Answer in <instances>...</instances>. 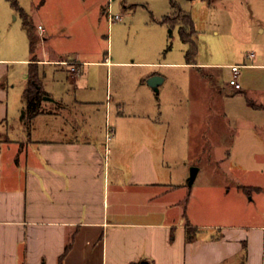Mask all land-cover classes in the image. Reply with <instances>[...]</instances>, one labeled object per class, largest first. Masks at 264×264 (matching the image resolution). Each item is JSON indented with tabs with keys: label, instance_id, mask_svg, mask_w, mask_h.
Wrapping results in <instances>:
<instances>
[{
	"label": "crops",
	"instance_id": "0c3cea01",
	"mask_svg": "<svg viewBox=\"0 0 264 264\" xmlns=\"http://www.w3.org/2000/svg\"><path fill=\"white\" fill-rule=\"evenodd\" d=\"M16 1L39 39L32 54L21 13L10 0H0V264H264V176L257 177L255 168L259 144L264 154L256 123L264 97L259 88L229 84L233 65L240 66L237 80L241 69L264 70L258 54L233 65L191 66L203 74L208 70L209 86L215 79L210 70L220 77L224 68V77L230 76L224 100L243 98L240 110L225 104L224 144L208 146L211 166L199 167L189 188L183 172L178 183H169L168 140L176 138L169 139L171 124L161 119L146 81L162 77L160 90L166 75L141 71L138 88L115 94L111 88H80L85 64L108 70L113 63L108 50L101 60L82 58L77 44L97 33L94 27L107 15L110 0H62V39L77 45L62 47V59L49 57L46 47L51 18L36 19L47 11V1ZM119 1L126 9V0ZM202 1L209 12L224 11V42L233 38L226 27L240 1ZM35 2L43 4L36 11ZM258 27L263 34L264 26ZM32 65L38 72L62 65V90H45L51 100L42 99L37 114L25 111L19 119ZM74 66L80 71L76 76ZM187 123L191 151L195 133ZM107 128L113 133L109 142ZM206 131L197 133L210 143V128ZM251 193L258 196L260 211L252 208ZM188 227L195 232L189 242Z\"/></svg>",
	"mask_w": 264,
	"mask_h": 264
},
{
	"label": "rangeland",
	"instance_id": "374dc122",
	"mask_svg": "<svg viewBox=\"0 0 264 264\" xmlns=\"http://www.w3.org/2000/svg\"><path fill=\"white\" fill-rule=\"evenodd\" d=\"M20 1L25 5L30 3V0ZM46 1L47 11L38 12L36 19L38 18L37 21L41 19L43 22L42 19L51 18L46 47L50 54L49 57L62 59V47H76L77 45H73L72 42L69 45L68 41L62 39V0ZM175 1L192 18L195 30L194 41L197 46L195 58L197 63H231L233 65L242 62L245 55L251 52L257 53L260 58L259 61L264 62V33L261 34L258 27L259 24L264 26V0L250 2L249 0H239L240 2L235 5V11L229 15L230 24L226 27V31L234 37L227 38L225 42L224 11L216 13L211 10L212 12H209L207 2L202 0ZM35 3L34 11L43 5L38 4V2ZM111 3L112 14H121L122 19L109 23L105 14L99 20V24L94 27L97 33L92 35L90 42L77 44L81 48L78 53L82 55V58L101 60L104 52L108 50L113 63L109 64L108 70L106 67H94L85 64L89 66H85L83 69L79 83L80 88H99L101 91L105 88H111L115 94L117 90L126 92L130 88H138L135 77L141 71L148 73L156 71L166 75L168 80L159 92H151L156 105L159 107L161 119L171 124L169 139L170 136L171 139L176 138L172 143L168 140L166 161H169L168 171L171 174L169 183H178L182 172L183 176L185 175L189 179L192 167L205 169L211 166L206 157V152L208 146L224 144L223 112L225 104L233 103L232 108L240 110V102L243 97L239 95L235 99L225 98L224 100V82H228L230 79V76L224 77V68H222L220 77L216 73L217 70H210L212 77H215L216 80L210 82L211 85L209 86L206 85L207 82L204 78V74H207L208 70L203 74L204 71L192 69L191 66L194 65L165 64L185 62L188 50V44L181 39L179 25L162 22L165 16L172 14L173 9L169 0H126L127 8L124 10L119 0ZM47 16L50 17L47 18ZM215 31H219V35H215ZM124 62L130 64H124ZM246 62L251 63V60H246ZM143 63L147 64L144 65ZM195 66L201 67L203 65ZM74 67L78 71L75 73L71 71V74L76 76L80 71L76 66ZM38 73L41 89L44 93L45 90L52 93L57 92L58 89L62 90V65L45 66ZM240 73L239 84L243 88L254 87L256 90L259 88L260 94L263 93L261 98L264 97V70L258 74L251 69H241ZM176 86L180 88H176ZM218 88H223L221 89L223 92L217 93L216 89ZM25 111L27 112L26 103L24 110L20 109L19 111V119L23 117ZM126 111L128 110L126 109ZM130 113L134 116L132 112ZM188 121H190L192 133H195L191 142L193 146L191 151H189L190 146H188L187 137ZM256 123L260 128L259 133L264 139V113H260ZM208 127L210 128V143L203 142V134L197 133L198 131L207 132ZM262 150L263 146L259 144L261 153L255 154L254 151L256 155L255 168L258 169L257 177L261 180L264 176V154ZM197 183H201L199 179ZM188 186L192 188L193 185ZM247 194L249 193L247 192ZM251 195H254L253 201H249L252 208L260 211L258 196L254 193ZM251 195L248 197L251 198ZM216 213L217 209L213 214L214 218H217L215 217ZM195 215L198 218H203L202 214Z\"/></svg>",
	"mask_w": 264,
	"mask_h": 264
},
{
	"label": "trees",
	"instance_id": "16d2710c",
	"mask_svg": "<svg viewBox=\"0 0 264 264\" xmlns=\"http://www.w3.org/2000/svg\"><path fill=\"white\" fill-rule=\"evenodd\" d=\"M16 11L20 12L23 17V26L26 29L30 41V52L35 53L38 43V36L34 32V28L30 22L28 15L20 8L16 0H10ZM172 14L167 15L162 20L163 23L168 22L171 25H179V33L183 42L188 44L186 52V63L189 65L196 64L197 46L194 41V24L189 14L184 12L177 1L170 0ZM35 65V64H34ZM32 65V67L34 66ZM46 95L41 89L40 80L36 66L29 71V84L24 91V101L26 103L28 116L31 117L39 111V104L42 102L43 96ZM195 232L191 228H187V241L193 239Z\"/></svg>",
	"mask_w": 264,
	"mask_h": 264
},
{
	"label": "built area",
	"instance_id": "2783aa9c",
	"mask_svg": "<svg viewBox=\"0 0 264 264\" xmlns=\"http://www.w3.org/2000/svg\"><path fill=\"white\" fill-rule=\"evenodd\" d=\"M111 2H112V0H110V4H109L108 9H107V16H108V22H109V23H110V22L119 21V20L122 19V15H121V14H116V15H113V14H112V11H111ZM252 56H253V54L250 53L249 57H252ZM239 67H240V66H238V65H233V66H231V69H232V71H233V73H234V77L231 78V79L229 80V84H230L231 86H233L235 89H241V85L239 84V82H238V80H237V74H238V72H239ZM71 71H72L73 73H75V72H77L78 70H76L75 67H72V68H71ZM112 135H113L112 130H111L110 128H107L106 140H107L108 142L112 139ZM107 150H108V149H107Z\"/></svg>",
	"mask_w": 264,
	"mask_h": 264
},
{
	"label": "water",
	"instance_id": "95a60500",
	"mask_svg": "<svg viewBox=\"0 0 264 264\" xmlns=\"http://www.w3.org/2000/svg\"><path fill=\"white\" fill-rule=\"evenodd\" d=\"M163 81V78L158 76V75H154L150 78H148L147 80V84L155 91V92H158L159 90V85L162 83ZM44 100H51L50 97H47V96H44L43 97ZM198 172V168L197 167H192L190 169V176H189V179H188V183L190 185L193 184L194 180H195V177H196V174Z\"/></svg>",
	"mask_w": 264,
	"mask_h": 264
}]
</instances>
